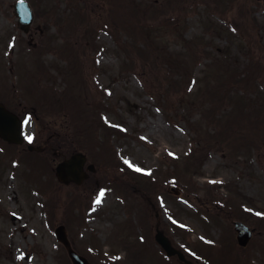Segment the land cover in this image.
<instances>
[{
	"label": "rangeland",
	"instance_id": "374dc122",
	"mask_svg": "<svg viewBox=\"0 0 264 264\" xmlns=\"http://www.w3.org/2000/svg\"><path fill=\"white\" fill-rule=\"evenodd\" d=\"M14 1L0 102L46 147L0 140V264H71L59 225L92 264H181L157 228L193 264H264V0H28L33 34ZM75 148L95 172L59 183Z\"/></svg>",
	"mask_w": 264,
	"mask_h": 264
},
{
	"label": "water",
	"instance_id": "95a60500",
	"mask_svg": "<svg viewBox=\"0 0 264 264\" xmlns=\"http://www.w3.org/2000/svg\"><path fill=\"white\" fill-rule=\"evenodd\" d=\"M0 137L9 142L15 144H21L22 139L20 137V123L15 115L5 110L2 105H0ZM29 150H36L35 148L29 146ZM85 162V157L78 153L71 156L68 160L63 161L56 167V176L60 182L67 183L69 181H74L80 184L84 178L83 165ZM89 169L92 168L89 166ZM236 230L239 232L238 241L241 245H245L249 235L242 231L240 224H235ZM245 229V228H244ZM246 231V229H245ZM57 239L63 243L66 247L68 256L73 264H89L85 258L76 254L66 238L63 227H59L55 231ZM157 242L163 247L168 256L177 255L180 260H184L183 255L171 247L169 241L161 234L157 233L155 236Z\"/></svg>",
	"mask_w": 264,
	"mask_h": 264
},
{
	"label": "trees",
	"instance_id": "16d2710c",
	"mask_svg": "<svg viewBox=\"0 0 264 264\" xmlns=\"http://www.w3.org/2000/svg\"><path fill=\"white\" fill-rule=\"evenodd\" d=\"M169 64H170V63H169ZM173 64H174V63H173ZM173 69H174L173 72H176V71L178 70V69L176 68V66H173ZM176 85H177V87L180 86V85H181V81L177 79L175 83H168V86H169V88H170L171 91H173V88H174Z\"/></svg>",
	"mask_w": 264,
	"mask_h": 264
},
{
	"label": "snow or ice",
	"instance_id": "6c2138e0",
	"mask_svg": "<svg viewBox=\"0 0 264 264\" xmlns=\"http://www.w3.org/2000/svg\"><path fill=\"white\" fill-rule=\"evenodd\" d=\"M28 140H29V142H31V140H32V137H28ZM137 171H140V169H137ZM100 201L99 200H97V203H99Z\"/></svg>",
	"mask_w": 264,
	"mask_h": 264
},
{
	"label": "flooded vegetation",
	"instance_id": "af4514ba",
	"mask_svg": "<svg viewBox=\"0 0 264 264\" xmlns=\"http://www.w3.org/2000/svg\"><path fill=\"white\" fill-rule=\"evenodd\" d=\"M1 21H2V20H1V18H0V22H1ZM0 26L3 27L1 23H0Z\"/></svg>",
	"mask_w": 264,
	"mask_h": 264
}]
</instances>
